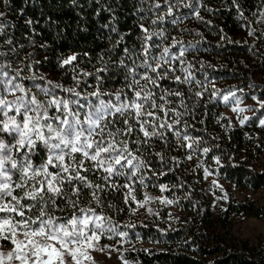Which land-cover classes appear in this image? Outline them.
<instances>
[{
	"label": "snow or ice",
	"instance_id": "6c2138e0",
	"mask_svg": "<svg viewBox=\"0 0 264 264\" xmlns=\"http://www.w3.org/2000/svg\"><path fill=\"white\" fill-rule=\"evenodd\" d=\"M227 6L235 8L238 18L249 26L264 21V0L251 13L254 21L245 16L240 0H231ZM103 10L111 14L104 25L110 47L95 62L90 53L82 54L90 70L80 66L79 53L60 58L59 67L66 76L70 74V83L40 72L42 61L33 53L21 57L6 31L14 25L0 21V48L7 45V51H0V264H96L93 252H119L116 245L121 240L116 238L128 234L119 231L108 214L111 193L127 189L125 202L129 197L136 200L135 185L147 187L149 172L167 174L152 166L154 160L168 163L165 151H153L156 145L170 149L175 144L189 150L187 159L199 149L201 137L189 131L194 130L189 123L194 115L187 101L193 96L202 99L209 88L207 74L204 81L196 75L205 62L199 61L197 68L195 57H188L201 50L204 37L195 31L198 40H185L171 35L169 29L179 28L185 20L211 26L201 12L214 15L219 9L205 0H136V40L131 46L126 37L134 33L119 30L110 5ZM26 23L31 26L34 21ZM179 31L193 34L187 28ZM258 31L264 36V30L254 27H249L248 35L259 39ZM221 39H229L222 29ZM110 82L119 86L109 87ZM248 88L254 90L256 85ZM217 95L213 90L210 99ZM245 95L239 88L221 97L240 125L251 119L242 113L264 110V99L255 94L251 99L257 109L242 106ZM220 119L231 124L228 117ZM259 126L264 127V118ZM209 151L202 148L204 154ZM215 159L219 165V158ZM171 161L178 164L176 157ZM205 173L211 175L207 168ZM212 184L223 191L217 181ZM154 186L167 190L163 184ZM152 199L174 203L147 193L138 203L144 206ZM217 199H227V194ZM102 239L113 243L102 244Z\"/></svg>",
	"mask_w": 264,
	"mask_h": 264
},
{
	"label": "trees",
	"instance_id": "16d2710c",
	"mask_svg": "<svg viewBox=\"0 0 264 264\" xmlns=\"http://www.w3.org/2000/svg\"><path fill=\"white\" fill-rule=\"evenodd\" d=\"M0 1L11 11L3 21L14 25L6 31L13 36L20 56L33 53L36 60L42 61L39 70L52 73L62 82L71 81L70 74L66 76L59 67L60 58L79 53L80 66L90 70L88 58L82 54L90 53L95 62L98 54L107 52L110 47L107 39L110 33L104 25L109 23L111 14L103 10L108 5L116 16L119 30L134 33L126 37L127 43L131 46L136 40L133 16L136 0H100L99 5L95 0H76L75 4L72 0ZM205 3L219 9L214 15L201 12L206 20H211V26L185 20L179 28L191 29L193 34L181 33L179 28L169 29L171 35H182L185 40H198L195 31L204 37L199 45L201 50L188 57L190 60L195 57L193 63L197 68H200L199 61L205 62L204 69L196 75L204 81L206 73L205 83L209 88L202 99L193 96L187 101L194 115V119H189L194 130L189 131L201 137L199 149L192 159H187L189 150L177 148L175 144L170 149L156 145L153 151H165L168 163L161 165L154 160L152 166L158 173L167 174L152 176L149 172L150 179L145 181L147 187L135 185L132 195L136 200L129 197L125 202L127 189L112 192L108 197L112 204L108 214L118 223L119 231L128 234L116 238L121 240L116 245L120 251H113L129 264H264V236L252 241L232 233L234 217L245 215L264 220V203L240 199L232 191H221L212 184L215 180L220 186L223 183L241 191L264 189V166L254 162L262 150L254 133L260 128L259 119L264 117V110H257L255 115L249 111L251 119L236 126L227 113L230 106L221 98L230 90L243 88L244 102H251L252 109L258 106L251 95L264 99V36H260V31L257 32L259 39L248 35L249 27L264 29L260 23L249 26L247 21L239 19L235 8L227 6L231 0H205ZM240 3L248 20L254 21L256 18L251 13L259 10L261 0H240ZM28 19L34 21L31 26L26 23ZM221 29L229 39H221ZM112 35L115 39V34ZM44 43L48 46L40 48ZM0 51H7V45ZM249 84L256 88L249 89ZM118 86V83H109V87ZM213 90L219 95L210 99ZM221 115L228 117L231 124L228 119H220ZM203 147L210 151L204 154ZM171 157H176L178 164L171 161ZM215 158H219V165ZM205 168L211 175H206ZM160 184L166 185L167 190L161 192L154 186ZM145 193L153 198L166 197L174 203L164 204L152 199L140 206L138 202L143 201ZM225 193L227 199H217ZM215 200H219L217 205ZM101 243L112 244L113 241L102 239Z\"/></svg>",
	"mask_w": 264,
	"mask_h": 264
},
{
	"label": "rangeland",
	"instance_id": "374dc122",
	"mask_svg": "<svg viewBox=\"0 0 264 264\" xmlns=\"http://www.w3.org/2000/svg\"><path fill=\"white\" fill-rule=\"evenodd\" d=\"M0 12L4 13L3 17H0V21L6 19L10 14L11 11L8 7L0 1ZM264 29V21L259 22ZM46 74L49 78L55 79L52 73L48 71H40ZM244 105H251V102H244ZM227 113L231 116L234 120L236 126H239V121L235 113L231 111V107L228 108ZM249 111L242 113L241 115H248ZM264 118V117H263ZM259 126V124H258ZM259 130L255 131L254 136H256V140L258 143H261V153L258 156V159H255V163L257 165L264 166V127L259 126ZM223 191L229 192L232 191L234 195L240 199H252L258 202L259 204L264 203V189L259 191H252V190H238L232 189L230 186H226L223 183L221 184ZM215 205L219 203V200L214 201ZM232 233L234 235L248 238L252 241H256L259 236H264V220L257 217L252 216H245L239 215L234 217L232 220ZM92 256L96 264H124V259L121 258L120 255L115 253L113 250L106 249L104 252H93Z\"/></svg>",
	"mask_w": 264,
	"mask_h": 264
}]
</instances>
